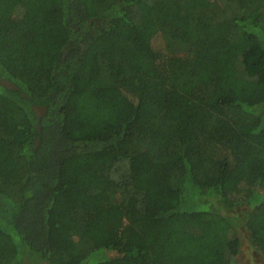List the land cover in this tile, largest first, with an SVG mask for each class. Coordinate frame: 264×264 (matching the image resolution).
<instances>
[{
    "label": "trees",
    "instance_id": "16d2710c",
    "mask_svg": "<svg viewBox=\"0 0 264 264\" xmlns=\"http://www.w3.org/2000/svg\"><path fill=\"white\" fill-rule=\"evenodd\" d=\"M238 225L264 262V0H0V264H242Z\"/></svg>",
    "mask_w": 264,
    "mask_h": 264
},
{
    "label": "rangeland",
    "instance_id": "374dc122",
    "mask_svg": "<svg viewBox=\"0 0 264 264\" xmlns=\"http://www.w3.org/2000/svg\"><path fill=\"white\" fill-rule=\"evenodd\" d=\"M212 202H216V200H212ZM228 213L234 214V211H230ZM236 230L238 232V236L240 238V249L238 254L234 257V260L238 263L242 264H264L261 256L254 250L251 246L246 230L243 226H237Z\"/></svg>",
    "mask_w": 264,
    "mask_h": 264
}]
</instances>
